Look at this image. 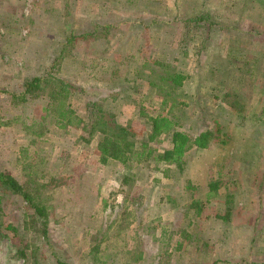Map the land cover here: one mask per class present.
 <instances>
[{"label":"rangeland","instance_id":"374dc122","mask_svg":"<svg viewBox=\"0 0 264 264\" xmlns=\"http://www.w3.org/2000/svg\"><path fill=\"white\" fill-rule=\"evenodd\" d=\"M38 75L68 86L12 105ZM87 101L153 149L156 116L218 140L181 172L101 162ZM0 171L46 213L0 186V264H264V0H0Z\"/></svg>","mask_w":264,"mask_h":264},{"label":"trees","instance_id":"16d2710c","mask_svg":"<svg viewBox=\"0 0 264 264\" xmlns=\"http://www.w3.org/2000/svg\"><path fill=\"white\" fill-rule=\"evenodd\" d=\"M167 79L171 84L179 86L183 77L176 74ZM52 83H55L59 89H64L68 86L58 78L47 77V75L34 76L25 80L22 85V92L19 94H8L10 103L12 105L21 104L26 101L27 97L31 96V94L38 92ZM86 110L87 118L90 122V132L95 130L99 135L95 147L101 162L113 160L125 165L132 162L139 164L150 159L154 163L171 166L177 172H181L185 166L189 150L192 148H207L210 142H212V139L215 138L218 140V137L212 135L210 131L200 132L195 137L190 138L185 132L176 129L174 122L167 117L156 116L147 119L149 122V136L151 139L165 136L167 140L165 148L153 149L146 143H136L130 129L118 125L111 114L103 111L94 102L87 101ZM58 120L63 123V126H77L80 123L79 119L73 116V112L69 110L68 107L60 111ZM28 130L31 131V128H28ZM0 186L2 189L1 192L5 190L9 194L16 195L25 203L26 207L32 211V214L39 221L38 229L42 230V233H44L46 227V213L41 201L37 200L27 189L21 187L11 176L1 171ZM208 190V192L216 191V183H210L208 185ZM16 230V227L5 220L0 214V231L11 232L12 236L15 237ZM55 264L67 263L56 260Z\"/></svg>","mask_w":264,"mask_h":264}]
</instances>
